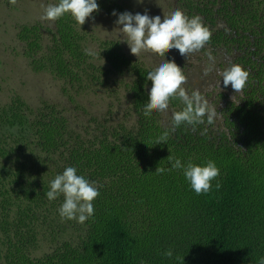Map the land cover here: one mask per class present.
Masks as SVG:
<instances>
[{
  "label": "trees",
  "instance_id": "obj_1",
  "mask_svg": "<svg viewBox=\"0 0 264 264\" xmlns=\"http://www.w3.org/2000/svg\"><path fill=\"white\" fill-rule=\"evenodd\" d=\"M176 2L207 26L203 47L248 72L211 124L173 128L178 98L145 116L151 67L68 13L18 26L30 70L60 81L76 111L89 94L113 101L119 91L129 107L126 122L89 115L81 124L64 106L33 107L17 94L0 106V264H258L264 256V0ZM97 4L108 14L122 9L116 0ZM168 155L182 164L213 160L219 175L211 183L219 188L197 195L180 169L154 173L170 169ZM66 166L99 190L83 223L58 216L62 194L44 196Z\"/></svg>",
  "mask_w": 264,
  "mask_h": 264
},
{
  "label": "clouds",
  "instance_id": "obj_2",
  "mask_svg": "<svg viewBox=\"0 0 264 264\" xmlns=\"http://www.w3.org/2000/svg\"><path fill=\"white\" fill-rule=\"evenodd\" d=\"M98 9L97 0H58L57 3H49L43 6L40 16L41 20H55L65 13L80 26L90 14ZM111 15L116 16L114 23L120 25L119 30L126 39L131 54L136 57L142 50L151 51L157 56H162L154 67L150 68L145 75V80H150L147 86V101L143 103V114L148 116L153 110L157 112L168 108L170 98H178L183 107L179 111H173L171 122L173 128L185 124L195 126L207 122L213 123L218 117L216 107L210 105L199 90L186 92L182 84L185 75L182 68L178 67L173 60L165 59L166 51L176 49L181 56L200 50L209 40L210 32L203 24L198 15L191 17L184 14L180 9H172L166 14L149 17L147 12L141 14L123 11L117 13L112 11ZM85 53L88 50L85 49ZM208 59L213 61L211 54ZM210 67L204 69L207 75ZM219 79L216 81V88L220 89V84L224 87L231 86L236 93L245 85L248 72L239 64L229 63L224 68L217 71ZM168 135L165 132L157 138V143H162ZM169 168L156 167V174L168 172L171 169H180L188 187L197 195L208 193L210 187L219 188V182L212 185V181L218 177L219 169L211 159L202 163H193L191 160L181 163L179 158L167 156ZM63 195V200L57 208V214L61 219L76 220L83 223L93 216L94 208L92 201L98 196L99 190L95 181H89L82 175H78L76 168L66 166L62 172L56 174L48 182V190L44 196L52 201L57 196ZM163 255L170 257L171 250H165ZM140 264H144L141 260ZM258 264H264V256L258 258Z\"/></svg>",
  "mask_w": 264,
  "mask_h": 264
},
{
  "label": "rangeland",
  "instance_id": "obj_3",
  "mask_svg": "<svg viewBox=\"0 0 264 264\" xmlns=\"http://www.w3.org/2000/svg\"><path fill=\"white\" fill-rule=\"evenodd\" d=\"M122 8L114 9L117 13L128 11L130 13L147 12L149 17L166 14L172 9H178L176 0H116ZM47 0H0V106L10 102L14 95L21 96L33 107L42 101L56 103L68 108L71 120L86 122L89 115L98 116L101 120L113 119L126 122V111L129 107L121 99L122 91L115 98L109 100L107 96L89 94L82 100L83 110L72 108L67 98L61 92L63 84L44 73H33L28 62L22 57L21 49L16 41V33L19 25L41 22L46 24L48 20H41L43 6L48 5ZM116 16L106 12L95 10L86 18L83 25L87 32L101 40H117L121 43L124 52L133 59L144 62L148 67H154L162 56H157L151 51L142 50L138 56L131 54L126 39L120 32V25L114 23ZM93 48L95 45L93 44ZM208 54L214 58L208 59ZM165 59H171L182 68L185 81L182 87L186 92L199 90L207 102L216 107L217 112L222 111L226 101L234 100L235 91L231 86L216 88L219 79L217 71L232 62L231 57L219 54L212 48L202 47L198 51L181 56L176 49L166 51ZM210 67L207 75L204 69ZM222 96L223 98H220ZM113 99V97H112Z\"/></svg>",
  "mask_w": 264,
  "mask_h": 264
}]
</instances>
